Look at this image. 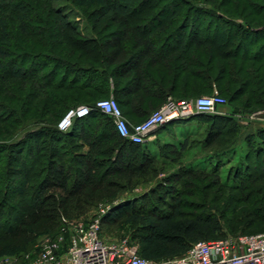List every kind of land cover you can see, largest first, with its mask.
<instances>
[{
	"label": "trees",
	"instance_id": "1",
	"mask_svg": "<svg viewBox=\"0 0 264 264\" xmlns=\"http://www.w3.org/2000/svg\"><path fill=\"white\" fill-rule=\"evenodd\" d=\"M50 1L53 0H0V12L13 8L17 13L15 19L20 34L32 37L26 45L25 42L16 43L18 51L13 52L7 45L10 38L7 20L0 16V75L5 71L10 77L34 82L35 91L30 102L44 96L52 107L61 106L68 111L77 107L68 104L70 99H75L57 96L53 92L93 90L100 96L111 94L124 117L122 103L131 105V114H136L143 106L152 112L168 97L173 99L179 93L180 82L175 78L178 80L184 74L190 75L188 69L192 65L201 67L196 53L207 47L213 49L215 57L217 55L226 61L209 69L206 74L200 70L192 76L193 79L197 78L199 83L208 87L218 85L229 95L230 103L237 101L235 94L245 93L251 86L254 95L263 89L260 85L264 84V75L260 76L259 72L264 69V0H96L98 5L89 4L90 11L83 15L94 36L88 39L80 38L71 24H63L61 20L66 17L50 6ZM221 23L224 24L222 29L218 27ZM65 27L78 37L77 45L84 46L81 49L75 45V48L97 52L99 59L92 57L94 62L90 60L88 64H81L51 54L33 53L36 48L46 46L51 49L48 53H54L50 38L66 39L65 33L58 32V28ZM43 33L48 35V40H44ZM56 44L59 46L60 41ZM193 48L194 56L191 58L189 52ZM8 63L13 64L10 70ZM236 63L241 64L237 71ZM248 63L252 65L250 68ZM156 68L166 70L159 79L155 78ZM172 69L179 74H173ZM243 74L247 79L240 80L239 75ZM170 75L174 79L169 80L171 85L168 86ZM185 84L187 87L191 85L187 80ZM237 85L239 88H233ZM178 96L183 97L180 93ZM102 99L80 105L93 107ZM257 102L262 103L260 100ZM232 109V114L214 115L208 119L212 122L229 120L233 127L231 132L238 133L237 116L241 109L236 105ZM234 109H237L235 114ZM12 115L0 105V124H4V128L20 122L21 118H15V114L11 118ZM205 116L208 115L198 114L187 121ZM177 122L164 124L156 131H164ZM57 124L41 123L13 142L0 140V256L15 252L19 243L31 242L39 235L59 230L61 218L73 220L84 216L107 198H113L118 190L132 189L139 181L153 177L158 170L154 166L156 163H170L164 158V148L155 155L150 145L132 144L119 137L111 120L97 111L76 119L65 133L57 130ZM256 132L246 138L251 141H255V137L264 138L263 127ZM223 134L221 129L210 127L203 139L209 143L208 147L224 137ZM237 140L230 141L224 149L212 154L217 156L232 150ZM186 145L187 141L181 149L184 150ZM122 158L130 160L121 163ZM190 164L159 183L157 188L163 192L153 188L136 199L112 205V210L116 214L122 213L135 206L136 202L147 200L150 210L159 212L158 207L162 205L169 210L166 217H173L184 204L179 198L185 195L183 190L173 186L175 175L187 177L191 184L199 182L198 179L207 181L208 177L219 183L221 167L226 165L217 160L210 170H205ZM242 166L238 162L234 172H227L228 182H220L222 187L248 190L241 185L252 176L249 168ZM185 183L189 184L188 181ZM165 191L168 193L162 196ZM118 216H105L100 231L103 227L113 226ZM138 254L143 257L139 249Z\"/></svg>",
	"mask_w": 264,
	"mask_h": 264
},
{
	"label": "rangeland",
	"instance_id": "2",
	"mask_svg": "<svg viewBox=\"0 0 264 264\" xmlns=\"http://www.w3.org/2000/svg\"><path fill=\"white\" fill-rule=\"evenodd\" d=\"M126 2L129 1L126 0ZM94 3L96 6L98 5V1L96 0H53L50 1V6L60 11L63 17H66V20L64 18L61 20L63 24H71L77 29L80 38L88 39L94 36L89 27L90 25L83 15L86 13L88 14L90 11L88 10L89 4ZM92 8H94V6ZM38 13L41 14L40 11H38ZM16 14L13 8H7L0 12V16H4L7 20L8 31L10 32L7 45L13 52L17 53L18 48L15 47V44L25 42L24 44L26 45V42H29L32 37L22 36L20 34L17 29V20L15 19ZM218 24L219 22L217 21V25ZM221 24V26H218L220 29L224 27V24ZM67 30L68 27L64 29L58 28L59 33H65L66 39L61 37L58 39L50 38L52 42L51 45H54V53H48V51L51 50L48 46H46V48L38 47L33 53L42 52L45 56L51 54L55 57L57 56V58L72 60L80 62L81 64L82 62L83 64H88L93 59H99L97 52L91 53L90 50L81 51L80 48L82 49L84 46H78L75 42L78 37L70 34ZM56 36H58V34ZM43 38L44 40H48V35L44 34ZM59 41L60 45L58 46L56 43ZM75 45L80 48H75ZM31 50L32 49H29L28 52H31ZM193 51L194 48L189 52L191 58L194 56ZM196 55L199 60H201V67H198L196 64L192 65L188 69L191 73L190 75L184 74L178 80L177 77L175 78V81L180 82L178 90L183 97L178 96L179 93H177V95H174L173 100H185L181 98L190 100L200 96L217 94L226 98V105L218 107L214 113L203 118L197 117V119L195 118L189 121L172 123L164 131L154 132L148 140L153 143V146H150L152 153L158 155L160 149L164 148V158L169 159L170 163L166 165L156 163L154 165L155 168L158 169L156 175L153 177H146L144 179L145 181H139L132 189L118 190L113 198H107L102 204L112 206L125 200H133L146 194L153 188L157 189L159 192H163V190L157 188L159 183L164 182L165 177L170 174L184 169L188 163H191L190 165H193L195 168L210 170L217 160H220L222 164H226V162L234 158L229 164L221 167L220 182H228L227 172H234L238 162L243 164V168H249V174L250 177H252L246 182L244 181L245 183L241 185L242 187L248 188V190L244 192L240 189L241 187L235 189L222 187L220 182L218 183L215 181L217 182L216 184L213 181V177H208L209 179H207V181L197 178L199 182L191 184L187 177L175 175L172 179V184L176 189L183 190L185 195L179 198V200L184 201V204L175 211V215L171 218L166 217L169 210L162 205L158 207L159 212L157 210H150V202L147 200L136 202L135 206L118 214L114 213L112 207L107 215L112 214V216H119L113 226L102 228L101 235L104 240L107 242H115L123 238H130L138 245L141 256L150 260H167L183 255L190 245L197 242L212 241L228 236H238L239 234L242 235L241 233L251 235L264 233V138L255 137V141L246 138L248 134H257V129L261 128V123L264 122V84L262 83L260 85L263 89L258 92L257 95L252 93L254 89L251 86L245 93L235 94L234 96L237 101L230 103L229 95L225 94L218 85L208 87L201 82L199 83L196 80L197 78L193 79L192 77L194 74L199 73L200 70L204 71V73H208L209 69L211 70L213 67L217 68L221 66L226 59L222 57L218 58L219 56L217 55L215 57L213 55V49L208 47L201 52L197 51ZM43 64L45 63L43 62ZM9 65V67H7L8 70H10L13 64ZM250 66H252L251 63H248L247 67L250 68ZM240 67L241 64L236 63L235 71ZM172 70L173 74L176 76L179 74L177 70ZM165 72L166 70L163 68H156L155 78L159 79ZM259 73L260 76L264 75V69ZM172 78L173 76L171 75L168 77V86L171 85V81L169 80ZM239 78L240 80L247 79V75H239ZM186 80L191 83L188 87L185 84ZM33 83L10 77L9 72L6 73L5 71L0 75V105L7 109L8 112H11V114H15V118H21L18 124L13 123L11 126L9 125L10 127L7 129L4 128V124H0V140L16 141L29 130L36 128L39 124L46 122L49 124H56L65 115L67 110H64L61 106L60 108L52 107L44 96L31 101L33 102L32 104L30 98L35 91ZM237 87L239 88V85L233 88ZM48 90L52 92V88ZM14 94H16V98H14ZM53 94L61 97L74 98L75 101L69 98L70 102H68V104H73L75 106L87 104L97 99L113 98L111 94H106L105 96L97 95L93 90H88L86 92L79 90H62L53 92ZM257 100H260L262 103L258 104ZM41 104H44L43 108ZM245 104L247 105L245 106ZM235 105L239 106L241 109V112L237 116V125L240 128L238 133L231 132L233 127H231V121L229 120L209 121L210 119L208 118L214 115L232 114V108ZM2 111L3 110H1V112ZM210 127L221 129L224 133V137L220 140L216 138L218 140L212 143V146L207 147L209 143H205L203 138ZM237 138L238 140L235 145H233L234 148L232 150L220 153L217 156L212 154V152H218L224 149L225 146L229 145L230 141L234 140L235 142ZM185 141H187V145L186 148L182 150L181 146ZM258 150L261 152L258 153ZM159 155V157H162L161 154ZM245 157H247V159ZM121 163H124V161ZM231 180H234V178L232 177ZM187 181L189 184L185 183ZM167 182L168 184L171 183L170 181ZM167 193L168 192L165 191L162 196L164 194L166 196ZM153 199L155 200L156 198L154 197ZM96 214L97 210L94 209L88 214L79 218H74L73 220L87 222L92 220ZM58 232L59 230L47 232L37 236L31 242L19 243V245L15 247V252L1 255L0 260L1 258H10L13 260L12 264H25V255L37 254L42 244L46 240L53 239Z\"/></svg>",
	"mask_w": 264,
	"mask_h": 264
},
{
	"label": "built area",
	"instance_id": "3",
	"mask_svg": "<svg viewBox=\"0 0 264 264\" xmlns=\"http://www.w3.org/2000/svg\"><path fill=\"white\" fill-rule=\"evenodd\" d=\"M224 105L226 100L217 94L190 100L168 98L142 122L129 124L117 102L108 98L97 101L93 107L80 105L68 110L57 130L65 133L76 119L97 111L111 120L119 137L132 144H144L164 124L187 121L198 114L209 115ZM111 208L98 204L96 216L87 222L61 218L58 234L46 240L37 254L25 255V264H264V233L197 242L183 255L167 260L140 257L138 245L130 238L107 242L102 237L101 221ZM12 263L10 258L0 260V264Z\"/></svg>",
	"mask_w": 264,
	"mask_h": 264
},
{
	"label": "crops",
	"instance_id": "4",
	"mask_svg": "<svg viewBox=\"0 0 264 264\" xmlns=\"http://www.w3.org/2000/svg\"><path fill=\"white\" fill-rule=\"evenodd\" d=\"M121 106L123 107V112H124L126 120L128 121L129 124L139 123L151 112V110L149 108H147V106L146 107L143 106V107H140L139 110H137L136 114H131V111L133 109L131 107V105H128V104L126 105V104L122 103ZM261 127L264 128V122L261 123ZM145 144L153 146V143H151L150 141L145 142ZM127 160L129 161L130 159H127V158L121 159V161H127ZM119 202H120V200H119Z\"/></svg>",
	"mask_w": 264,
	"mask_h": 264
},
{
	"label": "water",
	"instance_id": "5",
	"mask_svg": "<svg viewBox=\"0 0 264 264\" xmlns=\"http://www.w3.org/2000/svg\"><path fill=\"white\" fill-rule=\"evenodd\" d=\"M237 112V109H234V113H236Z\"/></svg>",
	"mask_w": 264,
	"mask_h": 264
}]
</instances>
